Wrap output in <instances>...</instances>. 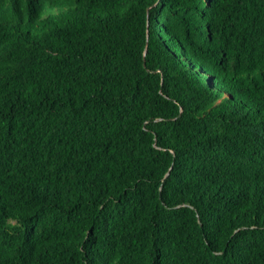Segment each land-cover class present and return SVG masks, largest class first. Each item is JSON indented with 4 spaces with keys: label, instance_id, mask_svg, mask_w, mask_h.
<instances>
[{
    "label": "trees",
    "instance_id": "1",
    "mask_svg": "<svg viewBox=\"0 0 264 264\" xmlns=\"http://www.w3.org/2000/svg\"><path fill=\"white\" fill-rule=\"evenodd\" d=\"M0 264H264V0H0Z\"/></svg>",
    "mask_w": 264,
    "mask_h": 264
}]
</instances>
